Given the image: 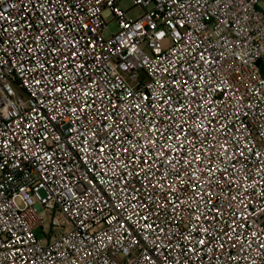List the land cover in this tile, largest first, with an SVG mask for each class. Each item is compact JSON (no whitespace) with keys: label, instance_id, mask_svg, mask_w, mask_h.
I'll return each mask as SVG.
<instances>
[{"label":"built area","instance_id":"2783aa9c","mask_svg":"<svg viewBox=\"0 0 264 264\" xmlns=\"http://www.w3.org/2000/svg\"><path fill=\"white\" fill-rule=\"evenodd\" d=\"M120 1L0 0V264H264L261 0Z\"/></svg>","mask_w":264,"mask_h":264},{"label":"rangeland","instance_id":"374dc122","mask_svg":"<svg viewBox=\"0 0 264 264\" xmlns=\"http://www.w3.org/2000/svg\"><path fill=\"white\" fill-rule=\"evenodd\" d=\"M262 4V8L264 9V0ZM118 6L120 9L126 12L127 17L131 20H135L143 14V9L135 5L132 0H121L118 3ZM105 22L107 24V30L104 31V35L105 37H108L109 35L116 32L117 25L112 16H107L105 18ZM34 233L37 235L38 231H35Z\"/></svg>","mask_w":264,"mask_h":264},{"label":"crops","instance_id":"0c3cea01","mask_svg":"<svg viewBox=\"0 0 264 264\" xmlns=\"http://www.w3.org/2000/svg\"><path fill=\"white\" fill-rule=\"evenodd\" d=\"M262 2H263V0H261V2H260V4H259V9L262 10V11L264 12V9L262 8V5H263Z\"/></svg>","mask_w":264,"mask_h":264},{"label":"snow or ice","instance_id":"6c2138e0","mask_svg":"<svg viewBox=\"0 0 264 264\" xmlns=\"http://www.w3.org/2000/svg\"><path fill=\"white\" fill-rule=\"evenodd\" d=\"M201 243H202V241H201Z\"/></svg>","mask_w":264,"mask_h":264}]
</instances>
